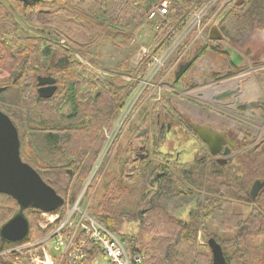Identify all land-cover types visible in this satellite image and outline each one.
<instances>
[{
    "label": "rangeland",
    "instance_id": "rangeland-1",
    "mask_svg": "<svg viewBox=\"0 0 264 264\" xmlns=\"http://www.w3.org/2000/svg\"><path fill=\"white\" fill-rule=\"evenodd\" d=\"M158 1L160 0H156L151 7ZM168 1V13L171 16L172 0ZM226 1L224 8L232 7L237 0ZM3 4L10 16L19 22L20 29L18 28L16 32L18 37L40 35L44 38V48L50 54L54 51L67 52L71 59L78 61L90 73L93 72L105 81H110V84L117 88H129L134 84V89H137L140 84L139 77L143 78L141 69H146L151 57L159 52L154 40L153 22L145 18L128 30L126 38L117 35L110 39L103 30L94 38L88 34V40L82 44L69 45L66 41L68 38L58 36L47 23L48 14L39 12L38 23L32 26L20 19L17 13H12L7 2ZM222 6L223 3H217L214 7H210L206 16H210ZM212 18L211 28L216 26L217 21L216 18ZM208 31V27H205L200 32L201 36L197 33L192 36L190 34L185 53L177 57L171 56L165 61L159 74L152 79L157 87L146 89L140 94L136 108L133 109L131 116L123 120V125L111 134H109L110 130L102 128L103 137L100 138L99 145H95L96 137H93V144L82 152V159L71 167L66 166L67 169L75 171L70 183L76 173L81 170V166H83L81 170L83 175L73 189L61 196L64 203L60 206L62 208L59 209V218L52 222L49 219L51 213L41 212L36 216L32 212L33 229L40 225L48 233L41 238L20 244H4L5 246L3 245L0 249V264H12L11 257L14 262L22 261L21 264H64V254L62 250L56 248L51 233L77 201H79L80 209L81 206L85 207L90 216L99 218L95 204L105 184V187L119 188L120 193L118 201L114 204L118 206L117 213L120 217L116 218L115 223H111L112 227L130 249L140 251L146 260L148 257L149 263L146 264H154V260L149 254V241L145 239L143 232L146 231V225L153 222L151 232L166 247V255L171 257L170 261L175 260L178 264H192L194 261L207 262L209 258L208 263L212 264V254L211 251L209 254L207 241L215 237L223 245L224 253L231 264H264V195L260 200L259 195L252 199L250 192H230L225 195L219 193L226 190L225 187L223 188L224 185L221 187L222 181L229 179L238 183L244 180L243 184L248 182L247 190L250 191L254 179L264 178V161L259 167L256 154H250L255 143L264 138V97L258 101V94H262L264 90V32L255 30L245 42L233 45L226 40L210 42ZM7 40L9 41L10 38L8 37ZM170 44L171 42L168 41L165 46L169 47ZM212 44L218 46L220 50L223 46H228L243 53L246 55L244 64L233 71L228 67L226 58L213 59L210 57L213 54L199 51L200 48L204 49ZM142 48L150 54L142 55ZM246 51L248 54L245 53ZM178 60H180L179 64L175 65ZM189 60L191 63L188 69L180 75L178 80H175V71L178 70V66ZM17 64L18 60L15 57L0 50V86L9 83ZM51 72L53 73V70ZM247 72H251V80L247 77L246 84L237 83L236 87H231H238L236 90L240 92L246 90L248 86L249 96L245 98L240 99L236 96L234 100L236 92L235 95H229L234 96L231 102L226 103V99L223 98L229 96H224L223 100L214 98V94L219 93L217 91L210 95V101H207L205 99L208 94L199 92L207 85H222L223 82ZM54 73L58 77V72L54 71ZM61 85L64 87L63 79ZM21 89L27 90L32 96L37 95L36 79L33 86L22 84ZM138 92L139 89L134 94L131 92L133 96L131 97L132 94H130L126 101L130 97L135 98ZM30 99L34 100V97ZM58 101L59 99L55 98L49 101L47 106L54 108ZM29 103L32 104L30 101ZM157 105H162L161 111L156 108ZM64 107L63 113L67 115L70 112V106L64 105ZM41 109L44 110L43 113H46V106H41ZM168 121H172L173 125L167 131ZM189 122H191L190 127L192 124L209 123L216 129L222 128L221 124L230 125L233 130L244 134L241 140L243 153L238 161L235 159L230 161L232 166L222 169L223 175L219 173L216 176L208 167V147L186 127ZM143 129H149V131L146 135L140 136V131ZM139 146H144V151L140 152L146 155L142 168L145 174L137 170L131 171V161L138 156L136 153ZM25 147L32 153L29 144ZM25 147H22L21 155ZM255 156L256 160L253 163L252 159ZM22 158L24 162H27L23 155ZM190 161L191 165L184 166ZM183 171H190L191 177L186 178ZM168 172L173 188L181 191L191 190L190 200L164 206L157 202L155 194L151 195L154 193L155 185L153 186L150 182L155 180L156 175ZM191 180L194 183H191ZM87 191L89 194L92 193L88 200L84 196ZM93 192H96V195L93 196ZM138 197L142 198V204L138 203ZM228 199L232 202L229 208L239 216L237 218L240 219L241 225L229 226L226 230L222 228V221L215 207L218 204L223 205ZM226 206H223L225 210ZM61 211H64L62 215ZM253 212L255 216L260 215V218L255 219L257 222L254 225L247 224L246 221ZM137 218H141V221ZM161 222L169 224L176 230L160 235V232L166 229L160 226ZM193 252L201 259L198 258L189 263L188 256ZM95 261L96 264H108L101 255Z\"/></svg>",
    "mask_w": 264,
    "mask_h": 264
},
{
    "label": "trees",
    "instance_id": "trees-1",
    "mask_svg": "<svg viewBox=\"0 0 264 264\" xmlns=\"http://www.w3.org/2000/svg\"><path fill=\"white\" fill-rule=\"evenodd\" d=\"M155 1L37 0L30 5H23L21 0H0V50H4L18 60L16 77L13 79L11 76L8 84L0 86L4 87L0 92V111L10 118L17 129L20 150L29 143L33 151L43 162L42 166L37 168L36 165L27 159L23 151L22 155L25 157L26 163L31 164L41 178L59 196L73 189L74 185L83 175L81 172L83 166H81V170L76 173V176H74L73 181L70 183L75 171L67 169L66 166L71 167L82 159V152L93 144V137H96L95 145H99V140L103 137L101 135L102 128L111 130L114 126L116 117H118L126 99L134 89V84L129 88H117L112 83L110 84V81H105V79L93 72L91 74L82 64L70 58L69 65L65 68L57 69L50 67L49 69V72L51 70H53V73L54 71L58 72V77L55 73L53 75L50 72L56 79V89L51 97L43 99L38 94L32 96L27 90L21 89L22 84L33 86L36 75L40 71L46 70L51 54L44 48V38L40 35H25L22 37L16 35L17 29H20L19 22L10 16L8 9L6 10L3 3L7 2V6L12 13H17L20 19H23L32 26L37 25L39 12L43 11L44 14H48L49 19L47 23L54 32L58 36L68 38L66 40L67 44L76 45V43L82 44V42H86L88 34H91L94 38L103 30V33L110 39L117 35H122L126 38L128 30L132 29L142 19L147 18L152 8L151 6ZM205 2L206 0H172L171 16L167 13V20L163 25L158 27L153 25L154 40L159 51L156 54L161 53L166 48L165 45L168 41L171 42L177 32L183 28L185 18L192 12L201 9ZM176 17L181 18L177 19ZM216 25L228 43L233 45L242 44L255 30L264 32V0H237L233 3L232 7H223ZM192 35L193 33H191ZM8 37L10 38L9 41L7 40ZM186 45L187 41L183 42L176 49L173 56H176ZM207 47L208 45L204 49L206 50ZM204 49H202V52L205 51ZM68 56L70 57V55ZM62 79L64 87L61 85ZM33 97L34 100H31L30 98ZM55 98L59 99L55 107L47 106V103L53 101ZM64 105L70 106V112L67 115L63 113ZM41 106H46V113H43L44 110L41 109ZM156 108L161 111L162 105H157ZM254 153L257 156V166L260 167L264 161L262 153L259 151H255ZM22 155L20 153L23 161ZM256 156L252 159L253 163L256 160ZM145 158L138 159L134 157L133 161H131V171L137 170L145 174L142 169ZM186 164L191 165V161L185 163L184 166ZM207 165L216 176L219 173L223 175V166H219L215 162L207 163ZM183 173L186 178L191 177L190 171H183ZM172 183L169 172L156 175L153 184V186L155 185L154 193L151 195L155 194L157 202L162 203L164 206L176 202L184 203L190 200V189L181 191L175 187L173 188ZM191 183L194 182L191 180ZM243 183L244 180H240L238 183L229 179L222 181L221 187L224 185L223 188L225 187L226 190L218 192L223 195L230 192H249L247 190L248 182L247 184ZM105 186L100 190L98 202L95 204V209L97 208V214H99L97 216L100 219L94 216L93 218L111 231L116 232L111 223H115L116 218L120 217L117 213L118 206L114 205L118 201L119 188ZM95 193L93 192V196L96 195ZM91 194L87 191L84 193V196L88 200ZM263 195L264 189L259 194L261 196L260 200H262ZM244 198L246 199V197ZM141 200L142 198L138 197L139 204H142ZM231 203V200L228 199L224 201L223 205L218 204L215 207L217 208L218 216H220L219 218H221L222 228L226 230L229 229V226L238 227L241 225L240 219L237 218L239 216L229 208V204ZM145 204H147L146 200ZM224 205H227L226 210L223 208ZM60 208L62 207H58L52 213H59ZM18 212H20V208L17 202L9 195L0 193V227ZM32 212L36 216L41 213L40 210L34 207L22 211V214L28 221V235L25 241L35 240L38 237L41 238L48 233L40 225L33 229ZM63 213L64 211H61V215ZM259 218L260 215L255 216L253 212L246 223L254 225L257 222L255 219ZM137 220L141 221V218H137ZM153 223L146 225V231L143 232V236L149 241V254L152 256L154 264H178L175 260L170 261L171 257H167L166 255V247L151 232V225ZM170 224L173 225V223ZM160 226L166 228L160 232V235H165L176 230L169 224L162 222ZM79 239L86 240L81 233L76 237V240ZM213 240L220 245L226 263L231 264L230 259L224 253L223 245L215 237ZM4 244L8 245L7 242H2L0 238V249L3 248ZM93 249L89 242L84 246V257L81 264H92L97 254ZM130 250L131 252L142 254L140 251ZM210 251L211 249L209 250V254ZM198 258L201 259L196 253H190L188 262L198 260ZM10 261H13L12 264L22 263V261L14 262L13 257L10 258ZM208 261H194L192 264H210ZM146 263H149L148 257L146 260L142 254L139 264Z\"/></svg>",
    "mask_w": 264,
    "mask_h": 264
},
{
    "label": "water",
    "instance_id": "water-1",
    "mask_svg": "<svg viewBox=\"0 0 264 264\" xmlns=\"http://www.w3.org/2000/svg\"><path fill=\"white\" fill-rule=\"evenodd\" d=\"M23 5H30L37 0H21ZM208 37L212 40H222L223 36L216 26L209 31ZM223 52L230 55V62L233 66L243 64V58L240 54L230 47H224ZM197 53H195L196 55ZM55 51L51 54L49 65L53 67L66 66L68 57L61 54L58 63L53 64ZM191 60L179 65L175 71V80H178L189 67ZM15 74V73H14ZM15 78V76H13ZM38 96L43 99H48L56 89L55 78L47 74V78L37 76ZM4 87H0V92ZM234 91L222 92L215 95V98H220L225 95H231ZM192 130L199 136L210 148L212 154L217 151L214 144L221 146L215 140L209 138L214 136L213 131L205 124L191 125ZM146 131V130H144ZM142 131V132H144ZM140 133L139 135L143 134ZM20 142L17 129L10 118L0 111V193L12 197L18 204L20 212L15 214L7 222L0 227V238L2 242L19 243L26 239L28 235V221L22 214V211L34 207L41 212L49 213L60 207L64 200L56 191L49 186L39 175V173L28 163L21 160L20 157ZM144 157H140L143 159ZM264 186V182L259 183L255 180L250 189L252 199H255L258 190ZM208 246L212 252V264H227L222 253V249L213 239L208 240Z\"/></svg>",
    "mask_w": 264,
    "mask_h": 264
},
{
    "label": "built area",
    "instance_id": "built-area-1",
    "mask_svg": "<svg viewBox=\"0 0 264 264\" xmlns=\"http://www.w3.org/2000/svg\"><path fill=\"white\" fill-rule=\"evenodd\" d=\"M168 0H160L151 8L147 20L155 22V26H161L165 23L167 17ZM219 0H206L204 5L196 12H192L184 20L183 28L177 32V34L171 40L169 47L156 55L152 56L150 62L147 63V68L143 72V78L140 77L138 81L140 84L137 89L139 92L135 98H131L137 89H133L132 95L124 105L121 114L117 122L115 123L112 131H116L123 120L127 117L129 110L137 104V99L140 94L146 90L157 87L153 83V78L159 73L163 67L165 61L174 55L175 50L185 41L189 40L191 33L195 32L200 35V32L205 28L209 27L213 22V18L218 19L221 14L222 7L217 8L210 16H206L208 9L214 7ZM224 5V4H223ZM191 23V24H190ZM142 55L150 54L145 48L141 49ZM185 53V50H180L178 55ZM176 62L175 65L179 63ZM142 79V80H141ZM157 89V88H155ZM81 197V195H80ZM79 201L75 202L72 209L65 215L59 226L55 227L51 233V237L54 239V243L57 249L62 250L64 254V264H81L84 257V246L89 242L94 248L93 250L104 257L108 264H139L142 259V255L138 252H131L126 242L121 239L113 231L105 227L101 222L90 216L85 207L78 206ZM75 213V214H73ZM59 218L57 214H51L49 219L53 222ZM67 230H70L67 234ZM82 234L86 240H76L78 234ZM96 264V261L93 262Z\"/></svg>",
    "mask_w": 264,
    "mask_h": 264
},
{
    "label": "flooded vegetation",
    "instance_id": "flooded-vegetation-1",
    "mask_svg": "<svg viewBox=\"0 0 264 264\" xmlns=\"http://www.w3.org/2000/svg\"><path fill=\"white\" fill-rule=\"evenodd\" d=\"M209 41L210 42H212V43H216L215 41H213V40H210L209 39ZM224 47L225 46H223V49H224ZM226 47H228V46H226ZM231 48V47H230ZM202 49L203 48H200L199 49V51L201 52V53H205V52H209V53H217V54H219V55H223L224 57L223 58H226V61H227V63H228V67H230V69L231 70H233V71H236V70H238V68L240 67V66H242L243 64H244V62H245V58H246V55H244L243 53H241V52H239L238 50H236V49H233L234 51H236L238 54H240L241 56H242V58H243V64H241V65H239V66H233L232 64H231V62H230V55L229 54H226V53H224L223 52V49L222 50H220V48L218 47V46H215V45H211L210 47H208V49H206L204 52H202ZM245 53H247L248 54V51H246ZM62 55H64V56H66V54H62ZM61 55H60V53H58V52H55V55H54V58H53V64H57L58 63V60H59V57H60ZM208 56H210V55H208ZM69 61V60H68ZM70 62V61H69ZM69 65V64H68ZM50 67H53V66H49V64H48V66L46 67V70L45 71H40L37 75H36V81H37V76H41V77H44V78H47V74H49L50 72H49V69H50ZM62 67H65V66H62ZM57 69H61V68H59V67H56ZM15 73V74H14ZM16 74H17V72H16V69L13 71V73H12V78H13V76H15L16 77ZM51 76H53L52 74H51ZM54 77V76H53ZM55 78V77H54ZM14 79V78H13ZM36 84H37V82H36ZM55 85H56V81H55ZM230 90V89H229ZM219 93H217V94H220V93H222V92H225V91H223V90H220V91H218ZM235 93V92H234ZM234 93H232V94H234ZM37 94H38V86H37ZM215 95H216V93L214 94V98H215ZM225 96H228V95H225ZM234 96V95H233ZM255 96H256V94H255ZM224 97V96H223ZM223 97H220V98H216V99H221V100H223V99H226V103H229V102H231V101H229L228 102V98H223ZM258 97H259V100H258ZM258 97H256L257 98V100L258 101H260L263 97H264V90H263V92H262V94H258ZM223 98V99H222ZM256 100V99H255ZM224 102V101H223ZM167 131L170 129V126H172L173 125V122L172 121H168L167 123ZM190 124H191V122H189V123H187V128L188 129H190L191 131H193L192 130V128L190 127ZM206 126H208L209 127V129H210V131H213V133H214V136L213 135H210L209 136V138L213 141V140H215L218 144H219V142H221V146L219 147L217 144H214V148L216 149V151H217V153L216 154H212L211 153V151H210V148L208 147V145H207V147H208V151H209V161H208V163H213V162H215V163H217V165H219V166H223V167H227V166H232L231 164H230V161L232 160H236V161H238L239 160V157H240V155L243 153L242 151H243V147H241V140L243 139V136H244V134H241V133H239L237 130H233V127L232 126H230V125H226V126H224L223 124H221V126H222V128L221 127H218L217 129L213 126V124H209V123H206L205 124ZM145 130V129H144ZM144 130H142V131H144ZM194 132V131H193ZM143 134H145L146 133V131H144V132H142ZM195 133V132H194ZM196 134V133H195ZM197 135V134H196ZM259 142H256L255 143V145H254V149L252 150V151H250V154H253L255 151H259V152H261L262 153V157L264 158V138H261V139H259L258 140ZM27 144H29V143H27ZM25 147V146H24ZM19 149H20V146H19ZM30 150H32L31 152L32 153H30V152H28V150H27V147H25V150L23 149V151H24V153H25V155H26V157H27V159L31 162V163H33L34 165H36V167L38 168V167H41V163H43L42 162V160L41 159H39V157L37 156V154L33 151V149H32V147H31V149ZM137 150V149H136ZM27 151V152H26ZM140 151H144V146H139L138 147V150H137V153H136V156L137 155H139L140 153H142V152H140ZM20 153H21V150H20ZM256 180H258L259 181V183H262V182H264V178H262V179H256ZM151 184H154V181H151L150 182ZM253 183H254V181H253ZM253 183L251 184V186L253 185ZM239 186V185H238ZM250 189H251V187H250ZM264 189V186H262L259 190H258V194H257V196L261 193V191Z\"/></svg>",
    "mask_w": 264,
    "mask_h": 264
},
{
    "label": "bare ground",
    "instance_id": "bare-ground-1",
    "mask_svg": "<svg viewBox=\"0 0 264 264\" xmlns=\"http://www.w3.org/2000/svg\"><path fill=\"white\" fill-rule=\"evenodd\" d=\"M247 77H249L250 80L252 79L251 78V72L241 73V75L234 77V78H231L228 81L223 82L222 85L221 84H219V85H213V84L207 85L205 88L200 89L199 92L204 93V95L208 94V95H206L207 98L205 100L210 101V99H209L210 95L214 94L215 92H217L219 90L230 89V90H223V91H225V92L234 91V90L238 89V87L237 88H231V87H236L237 83L246 84ZM247 90H248V86H247L246 90H243V91L241 90L240 92L239 91L237 92V90H236L237 94L236 95L234 94L235 95L234 100H235L236 96L239 97L240 99L245 98L249 94ZM195 93H197V91ZM195 93H193V94H195ZM232 96L228 97V102L231 101Z\"/></svg>",
    "mask_w": 264,
    "mask_h": 264
},
{
    "label": "crops",
    "instance_id": "crops-1",
    "mask_svg": "<svg viewBox=\"0 0 264 264\" xmlns=\"http://www.w3.org/2000/svg\"><path fill=\"white\" fill-rule=\"evenodd\" d=\"M226 1V0H225ZM213 55H211L210 57L213 58V59H221L223 58L224 56L223 55H219L217 53H212Z\"/></svg>",
    "mask_w": 264,
    "mask_h": 264
}]
</instances>
